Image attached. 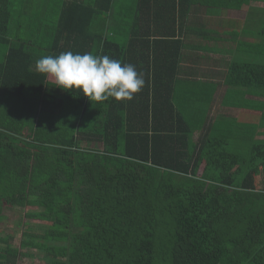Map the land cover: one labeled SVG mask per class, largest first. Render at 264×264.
<instances>
[{
	"label": "trees",
	"instance_id": "16d2710c",
	"mask_svg": "<svg viewBox=\"0 0 264 264\" xmlns=\"http://www.w3.org/2000/svg\"><path fill=\"white\" fill-rule=\"evenodd\" d=\"M258 3L0 0V221L5 208L20 207L44 223L41 233L23 228L16 247L0 236V264H17L29 250L46 264H264ZM197 5L241 13L226 23L257 38V58L247 60L248 43H238L222 78L239 96L256 98L236 102L251 113L223 106L211 116L207 102L189 118L190 103L176 97L186 22L199 15ZM197 27L193 50L221 38ZM67 51L132 64L145 84L131 100L103 102L59 88L35 62ZM240 113L250 119L238 124Z\"/></svg>",
	"mask_w": 264,
	"mask_h": 264
},
{
	"label": "crops",
	"instance_id": "0c3cea01",
	"mask_svg": "<svg viewBox=\"0 0 264 264\" xmlns=\"http://www.w3.org/2000/svg\"><path fill=\"white\" fill-rule=\"evenodd\" d=\"M199 8V12H204V15H206L203 19L197 20L199 17L197 14L189 15L188 20L186 22V29H185V35L184 42L187 43L186 48H184L185 52L182 56V62L179 65V72H181V76L184 75L188 77L186 74H189V77L192 79H195L199 82H204V79L206 80L207 76H210L213 80L210 84L212 85L210 90H207L205 92L206 95V101L209 102V107L214 110L218 109L217 106H219V103L221 101H224L225 98H227V101L230 103V105L227 107V109H231L235 111H247L249 109L244 108L241 109L240 107L236 106V102L241 100L244 102V100L248 99H256L254 96L251 98L250 95H243L239 96V93L237 92L236 88H230L227 84L222 82L223 75L227 69V65L229 62L234 59V56L238 55V43H248V46L246 45L247 50V57L249 59L254 60L258 56V49L255 48L252 44H254L255 41H257V38H255L252 35L245 34L244 29L242 26H234L230 23H226L227 18H237L236 16H224L222 15V12H209V8H203V6L197 5ZM217 16H220L218 24L214 22ZM242 17V15L240 16ZM194 21V22H191ZM206 25V27L211 32H220L221 41H217L213 39V37H210L208 39H205L206 41L203 42L206 46V50H201L199 47L195 50L191 48L193 46V43L195 45H199L198 43V31L197 26L200 24ZM189 25V26H188ZM234 26V27H232ZM233 28V29H232ZM238 29V30H237ZM223 33V34H222ZM200 43L202 41L199 40ZM218 55V56H216ZM243 55V54H242ZM203 57V58H202ZM201 58V59H198ZM242 59L243 58L241 57ZM198 62V64H196ZM200 62V64H199ZM204 75H207L206 77ZM223 85V87L221 86ZM223 91V97L218 101L217 98L214 95H219ZM235 91V94L234 92ZM231 93V94H230ZM180 96V93H179ZM236 107V108H235ZM216 109V110H217ZM225 110V107H223ZM251 111V110H249Z\"/></svg>",
	"mask_w": 264,
	"mask_h": 264
},
{
	"label": "clouds",
	"instance_id": "9594fccd",
	"mask_svg": "<svg viewBox=\"0 0 264 264\" xmlns=\"http://www.w3.org/2000/svg\"><path fill=\"white\" fill-rule=\"evenodd\" d=\"M35 68L54 78L57 87L78 90L96 102L109 98L131 100L145 84L142 73H138L134 65L91 52L46 55L36 60Z\"/></svg>",
	"mask_w": 264,
	"mask_h": 264
},
{
	"label": "rangeland",
	"instance_id": "374dc122",
	"mask_svg": "<svg viewBox=\"0 0 264 264\" xmlns=\"http://www.w3.org/2000/svg\"><path fill=\"white\" fill-rule=\"evenodd\" d=\"M257 5L262 6V7L264 6L262 3H258ZM222 15H223V17L224 16L230 17L232 15L233 16H241L242 14L227 11L225 14L222 13ZM262 15L264 16V10L262 11ZM205 16L206 15H204V12L200 11L199 15H198L199 18L197 20H194V21L201 20ZM219 17L220 16H217L216 19L214 20V22L216 24H218V22H219V19H218ZM194 21H191V22H194ZM253 23H256L257 25H259L260 22L259 21L250 22V25ZM261 39L263 42L264 38H261ZM217 41L220 42L221 38ZM263 47H264V45H263ZM216 56H218V55H216ZM262 60L264 61V56H262ZM184 80H182L181 87L176 86V97H179V99H181V102L183 100H187L190 103L189 104V110H187L188 108H186V110H184V113H186V115L189 116V118H190V116H191L190 114L193 113V110H194V112L199 111L197 113H202V111H200V110L207 103L205 92L207 90H210L212 85L210 84L211 82L204 85L202 82L196 81L195 79H192V78L186 77V76H185ZM199 83H200V86H198ZM221 86L223 87V85H221ZM233 92L235 94V91H233ZM179 93H180V96H179ZM214 96L217 98V100H212V101H210V103H212L213 101L216 102L218 100L221 101V99L223 97V91L221 92L220 96L219 95L218 96L214 95ZM227 102H228L227 98H225L224 101H221V103H219V106H217V107H218V110L220 112H223V106L227 107L230 105V103H228L226 105ZM262 102H264V101H262ZM246 112L251 113V111H244V113H246ZM232 113H233V111H232ZM210 114L212 116L213 110H212V112L210 111ZM244 116H245L244 114L241 116L240 122H237L238 124L247 122L250 119V118L246 119ZM256 116L258 118L261 117V109L260 108H259L258 112L256 113ZM202 117L203 116H200V117L198 116V119L201 120ZM227 120L228 121L225 123H227L228 125H231V123H233L232 119L227 118ZM192 121H194V120H192ZM192 121H191V124H194ZM257 121H258V119H257ZM217 125L221 129L228 128L224 124H217ZM241 125H244V124H241ZM197 135H198V133L194 135V138H196ZM231 143L234 145L233 147L237 148L238 150L241 149L240 143H237L235 140ZM92 145L101 146L100 144H92ZM28 210H30V208H20V207H11L10 208V207H7L2 212L4 215V218H3V220L0 221V236L7 238L8 242L14 247L19 245L20 236H21V232H22L23 228L30 229L33 232H38V233L42 232L41 226L44 223L38 221L37 219L27 218L25 216V212H27ZM24 224H27V227H24ZM3 247H4V244L2 242H0V248H3ZM23 252H24V250H23ZM29 252H31L33 255L32 256H24V255L20 256L18 258L17 264H46L45 260L41 259L42 253H40L38 251H32V250H29Z\"/></svg>",
	"mask_w": 264,
	"mask_h": 264
}]
</instances>
